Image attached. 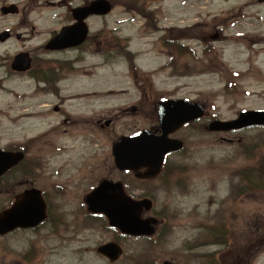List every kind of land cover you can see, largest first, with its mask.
Listing matches in <instances>:
<instances>
[{
	"label": "rangeland",
	"instance_id": "rangeland-1",
	"mask_svg": "<svg viewBox=\"0 0 264 264\" xmlns=\"http://www.w3.org/2000/svg\"><path fill=\"white\" fill-rule=\"evenodd\" d=\"M38 1L0 0V7L4 4L16 3L20 10L17 15L0 14V31L8 29L13 33L11 38L0 43V146L26 143L30 157L40 155L46 160L44 174L40 176L37 185L47 187L50 184L48 188L54 185V188L48 191L52 198L51 211H55L58 217L66 218L68 225H59L55 229L51 224L45 223L37 231L17 230L0 238V264H22L24 259L20 254H26L31 249V255L26 259L30 260L29 264H108L105 259L97 257L95 248L98 243L110 238L111 234L100 232L97 227L83 225L84 215L80 214V212L84 213V208L81 207L83 194L87 193L92 183L95 185V181L106 174L112 178H119V174L111 167L110 148L113 138L137 127L148 126L152 119L154 120L153 112L150 110L149 114L152 119L143 114L137 117L130 115L119 117L111 128L101 131L92 125L93 118L90 115L81 120L83 124L77 123L78 120L72 118V115L76 114L74 112L82 110L79 103L66 101V110L71 114L67 115L70 119L65 123H62L63 115L60 111L48 110L58 104L52 97H43L48 103L41 106L40 101L36 99L43 94L33 96V81L17 77L9 70L11 57L17 51L27 50L35 57L38 56V59H49L48 63L53 64L54 58L75 60V52L42 53L41 46L47 37L64 24L59 17L62 16L65 8L40 10L39 6L42 7L43 4L37 5ZM44 1L40 0V2ZM114 1L117 4L110 14L89 19L90 31L93 33L101 29L110 38H112L110 33H113L122 39L123 45L129 41L123 39L125 36H136L135 38L149 36L145 43L147 47H151L153 57L141 56L138 59L139 65L146 67L157 66L161 61L154 58L168 53L161 48L160 40H156L164 33L163 25L168 23L174 25L172 22L191 25L200 9L205 11L202 12V19L209 27L210 14L220 13L221 10L231 9L238 4H259L258 0H139L134 5L137 7L135 9L140 13L151 11L156 22V29L149 31L151 25L145 30V27L141 26L144 20L137 11L131 12L121 6L122 0ZM142 4L145 6H141ZM33 5L34 7H31ZM200 5L208 7H200ZM261 10L257 5L246 11L245 15L252 17L259 14L262 21L252 20L246 24V21L240 20L235 26H228L227 34L233 35L238 30H248L251 35L260 32L264 34V10ZM56 14L59 15L54 18ZM205 14L208 15L205 17ZM129 17H134L132 23L127 22ZM165 18H168V22ZM241 22L244 23L242 28L237 29ZM146 23L148 25L151 22L148 20ZM15 33H21L23 37L16 39ZM116 41L121 44L120 40ZM184 42L195 46L197 53L200 54L198 42L191 40ZM104 45L108 44L104 43ZM247 45L250 50H246L243 41L238 44L234 40L228 42L229 61L238 69L251 70V73L245 74L238 84V90L233 96H222L219 91L213 92L212 90L218 89L223 84L218 71L215 68L211 70V67H206L205 71L196 70V67H192V59H188L189 62L186 63L191 68L185 74L193 72L192 77L190 75L180 79L165 70L166 76L161 82L170 90L169 93L177 97L188 96L201 100L206 104L207 114L196 122V127H185L180 130L178 135L184 140V148L167 159L168 174L164 179L168 183L160 186L156 180L148 185L133 183L127 179L134 193L153 198L154 208L146 215L163 219L164 231L168 234L162 238L161 244L156 248L155 255L161 257L160 262L166 259L167 253L174 255L173 253L178 251L180 254L186 252L191 254L190 257H186V260L190 261L187 264H218L214 261L213 255L217 260L222 258L221 264H225L226 257L232 260L230 264H236L235 259L241 260L242 263L248 261L244 264H264V192L247 188V191L254 193L231 196L232 183L240 184L248 180V184L253 182L255 184L260 178H264V165L261 167L256 158L264 154V130L251 128L228 136L235 137V140L237 137H242L243 148L238 141L228 142L221 139V136H224L221 133L204 130V125L215 115L220 118H231L240 108H264V77L262 76L264 53L260 55L253 53L252 50L258 51L260 48L253 46L251 50L252 43ZM89 46L91 48L89 47L87 51L96 47L94 44ZM89 54L90 51L83 57L81 63L80 70L83 69L85 74H80L81 71L75 73L71 79L62 83L63 87L71 84L72 91H75L74 79L77 85L78 79V82L82 83L87 75L100 72ZM247 54H249L247 62L240 64L236 57L241 56V61L244 62ZM38 62L47 64L41 60ZM122 66L117 73L119 74L117 80L129 81ZM197 71L201 74L198 75ZM113 82L114 79L108 75L98 73L86 79L82 89H104ZM127 89L131 93V89L129 87ZM244 90H248L245 96H243ZM104 95L109 98L114 94L103 93L102 96L89 97L87 104L89 109L96 105V108L102 109L101 115L108 116L118 105L109 102L105 104L107 100ZM94 100L96 101L90 104ZM133 102L137 101L133 100ZM212 105L215 108H212ZM50 129H53L52 132L47 134ZM256 143H259L257 148L260 152L254 156L248 153L245 147L250 149ZM56 147H59L60 151H57ZM243 167H248L244 170L245 174L241 171ZM166 171L167 167L164 172ZM259 171L262 177L258 175ZM9 175L5 177L6 182L0 186V207L6 206L9 203V195L19 189V186L16 188L19 183L17 178L13 174ZM69 179L68 188L55 187L58 183L67 182ZM258 193H262V196ZM63 212L66 215H58ZM214 224L224 225L222 234L209 233L208 230ZM258 234L262 237L263 244L261 248L256 249ZM157 239L156 236L153 244H157ZM195 241L196 247L193 248L192 244ZM121 244L124 256L119 264L146 259V253L143 251L145 244L142 240L124 238L121 239ZM193 255H196V258H193ZM180 263L186 264L184 258L180 259Z\"/></svg>",
	"mask_w": 264,
	"mask_h": 264
},
{
	"label": "water",
	"instance_id": "water-1",
	"mask_svg": "<svg viewBox=\"0 0 264 264\" xmlns=\"http://www.w3.org/2000/svg\"><path fill=\"white\" fill-rule=\"evenodd\" d=\"M110 10V4L106 0H94L89 6L76 8L73 15L77 22L69 27H65L53 38L48 47L53 45L55 48H65L80 43L87 33V27L83 20L90 14H104ZM3 13L16 12L13 6L2 8ZM7 33H3L0 38L5 39ZM21 55L16 56L14 66H22ZM27 67V65H25ZM192 106L188 103L179 102L177 106L178 113L172 120L163 118L161 121L163 134L156 137L152 134H144L134 138L123 139L116 143L113 148L115 162L120 169L139 168L149 166L148 170L139 176H153L160 165L163 155L171 150L181 147L180 141L167 140L166 134L169 127L177 128L183 122L195 117ZM203 114L202 108L196 105V118ZM252 124H264V112H244L235 121L229 123L231 126L242 127ZM211 128H229L226 125L215 123ZM172 130V129H171ZM22 158L21 154H12L0 150V175L18 163ZM120 184L103 182L99 188L88 198L89 209L94 212H103L111 220L112 224L118 225L123 231L134 234L150 233L148 223L150 220H140L141 206L149 208L145 201L136 202L127 199ZM46 205L39 191L31 189L24 194L15 197V201L8 209L0 212V234L10 231L16 227H32L37 225L45 217ZM113 247V248H112ZM103 254L109 255L114 260L120 250L113 244L99 249Z\"/></svg>",
	"mask_w": 264,
	"mask_h": 264
},
{
	"label": "flooded vegetation",
	"instance_id": "flooded-vegetation-1",
	"mask_svg": "<svg viewBox=\"0 0 264 264\" xmlns=\"http://www.w3.org/2000/svg\"><path fill=\"white\" fill-rule=\"evenodd\" d=\"M88 0H45L42 4L46 5V4H54V5H58V7H63L65 8L64 13L62 14V16L60 15L59 18H61V22L64 23L62 25H67V24H72L73 23V17H72V9L74 7H78V6H84L86 4H88ZM34 6V5H33ZM31 6V7H33ZM228 16V14L226 13H222L220 15V17H213V19L210 21V30L208 32L202 30L201 28V23L202 22H198V24L196 25V30L198 31L197 37L203 41L206 37V35H209V37L215 39L214 44L219 46L221 49H213L212 53L218 55L219 51L223 52V46H221L219 43L223 41L224 36H225V18ZM61 25V26H62ZM213 30V31H211ZM258 45L260 46H264V37L263 36H258L256 37V42ZM85 44H82L80 46H78L76 48L75 51H80L81 54H83V51L85 49ZM210 48V46H209ZM58 108V106H55V108ZM138 113V112H136ZM105 117L100 116L97 118V120L94 122V124H96L99 128H104V123L105 120H109V122H111L112 124H114V122L112 121V118L110 119H105Z\"/></svg>",
	"mask_w": 264,
	"mask_h": 264
},
{
	"label": "trees",
	"instance_id": "trees-1",
	"mask_svg": "<svg viewBox=\"0 0 264 264\" xmlns=\"http://www.w3.org/2000/svg\"><path fill=\"white\" fill-rule=\"evenodd\" d=\"M247 172V171H246ZM244 174H245V172H243ZM251 173V172H250ZM260 177H262V175H261V172L259 171V174H258Z\"/></svg>",
	"mask_w": 264,
	"mask_h": 264
}]
</instances>
